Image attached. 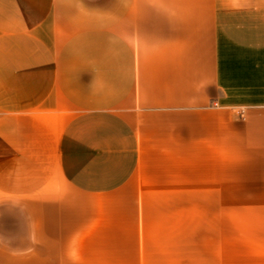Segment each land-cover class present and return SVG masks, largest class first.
Here are the masks:
<instances>
[{
    "label": "crops",
    "instance_id": "0c3cea01",
    "mask_svg": "<svg viewBox=\"0 0 264 264\" xmlns=\"http://www.w3.org/2000/svg\"><path fill=\"white\" fill-rule=\"evenodd\" d=\"M0 264H264V0H0Z\"/></svg>",
    "mask_w": 264,
    "mask_h": 264
}]
</instances>
